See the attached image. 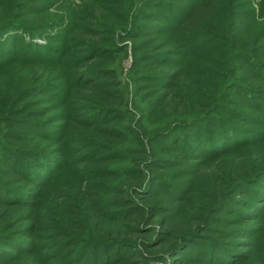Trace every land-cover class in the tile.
Here are the masks:
<instances>
[{
  "label": "rangeland",
  "instance_id": "rangeland-1",
  "mask_svg": "<svg viewBox=\"0 0 264 264\" xmlns=\"http://www.w3.org/2000/svg\"><path fill=\"white\" fill-rule=\"evenodd\" d=\"M0 26V264H264V0H0ZM134 219L153 239L103 240Z\"/></svg>",
  "mask_w": 264,
  "mask_h": 264
},
{
  "label": "trees",
  "instance_id": "trees-1",
  "mask_svg": "<svg viewBox=\"0 0 264 264\" xmlns=\"http://www.w3.org/2000/svg\"><path fill=\"white\" fill-rule=\"evenodd\" d=\"M204 1V0H203ZM210 4V1L209 2H206L205 6L206 5H209ZM205 6H195V7H190V13L188 14V16L186 17L185 20H183L180 24V27H179V30H180V34H181V37H182V40L185 42L186 45H190V43L192 42V36H194V27H193V24L195 22H197V19L198 17H200V15L203 13L202 11L204 9H207V8H203ZM96 12L97 11H93V9L90 11H88L87 13L90 15V18H93L89 21V24H91L93 21H94V18H95V15H96ZM33 13V12H32ZM28 15H30V12H20L18 13L15 17V20L17 21V25H22L23 27H27L28 26V23L25 22L24 20L20 21V19H24L26 18ZM20 21V22H19ZM2 27L0 30L2 33H4V31H8L10 29H7V30H4V26H0ZM11 30H15V28H12ZM87 33V32H86ZM88 35V34H87ZM181 41V39H180ZM22 45V44H21ZM21 47V46H20ZM1 57V56H0ZM199 81H195L193 82V84L189 87V93H188V97L191 98L192 96H194L195 94H199V92L201 91L200 90V87H199ZM197 99H194L193 100V103L195 104V106L198 105L197 103ZM171 109H175L176 107H178V105L180 104V99L178 97L175 96V94H168L167 96V101H166ZM258 159V158H256ZM202 162L205 161V160H201ZM207 168H204V173H209L211 168H209L207 171ZM203 173V174H204ZM217 175V173H216ZM139 180V179H137ZM141 181V180H140ZM137 182L139 181H136L134 179L130 180L129 182V185L130 186H134L135 184H137ZM155 208H153L152 206H149V211H151V215L152 216H156V209L154 210ZM135 212H139L141 213H144V209L143 207H136L135 208ZM140 216V215H138ZM105 221H107L106 219H104ZM114 221V220H113ZM193 221V224H192V228L193 227H196L198 224L197 222L199 221V219L195 218V220H192ZM115 223V221L113 222ZM134 224H138V221L137 220H133V221H130L128 220V222L126 223H122V224H116L115 225V228L116 230L114 231V234L113 235H106V236H103V240H112V239H117L119 242H123L125 245H127L130 241H146L147 239H153V236H150V234L152 235V233L155 232L156 228L155 227H151V228H148V230L146 231H140L139 230V226L138 225H134ZM149 231V232H148ZM187 233L186 230L182 231L180 234H176V235H171V238L168 240V242L165 240H159L160 244L162 245H159L158 249L159 251L163 254V253H166L168 254V251H169V248L172 244L175 243V240L176 239H180V238H183L185 236H187ZM105 238V239H104ZM160 237H156V239H159ZM152 241V243L154 244H159L158 241ZM162 242V243H161ZM163 242H165V244H163ZM151 243V242H150ZM90 246H86L83 250H82V254L83 255H86V252L88 250Z\"/></svg>",
  "mask_w": 264,
  "mask_h": 264
}]
</instances>
